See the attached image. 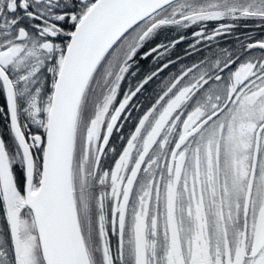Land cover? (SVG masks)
Segmentation results:
<instances>
[{
	"label": "snow or ice",
	"instance_id": "obj_1",
	"mask_svg": "<svg viewBox=\"0 0 264 264\" xmlns=\"http://www.w3.org/2000/svg\"><path fill=\"white\" fill-rule=\"evenodd\" d=\"M0 264H264V0H0Z\"/></svg>",
	"mask_w": 264,
	"mask_h": 264
}]
</instances>
